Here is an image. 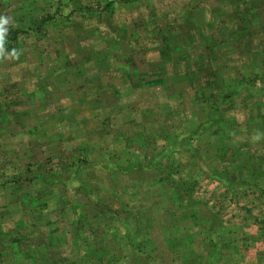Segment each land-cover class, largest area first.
I'll return each instance as SVG.
<instances>
[{
  "label": "rangeland",
  "instance_id": "374dc122",
  "mask_svg": "<svg viewBox=\"0 0 264 264\" xmlns=\"http://www.w3.org/2000/svg\"><path fill=\"white\" fill-rule=\"evenodd\" d=\"M256 71L264 0H0V264H175L202 242H191V207L208 206L202 222L216 216V186L237 188L231 208L252 206L245 165L230 167L249 172L247 156L227 157L233 111H222V149V125L191 143L189 123ZM202 170L212 199L191 206ZM211 224L203 236L235 241ZM213 247L212 264H251Z\"/></svg>",
  "mask_w": 264,
  "mask_h": 264
},
{
  "label": "crops",
  "instance_id": "0c3cea01",
  "mask_svg": "<svg viewBox=\"0 0 264 264\" xmlns=\"http://www.w3.org/2000/svg\"><path fill=\"white\" fill-rule=\"evenodd\" d=\"M235 83H238L237 86L241 83L244 84V90L246 91L236 92L235 95H230L231 92H229L228 96L226 95L227 92L224 93L221 91L215 93L210 98L207 97L205 99L207 100L205 105H209L208 107L191 110V123H189V126L191 125V143H193L194 140L198 141L197 138L199 135L205 133L207 129L214 126V123L215 126L222 125L223 122L217 124L216 122L211 121L216 116H212V111H214V109H216L217 119L221 118L223 120H227V115H222V111H233L230 112H232V116L235 118V124L234 127L228 128L230 131L227 136L228 142L225 147L228 152H231L227 154L229 157L230 154L235 155L237 158L240 157V155L247 156L245 158L246 163H248V161L253 162L255 160L252 164L253 167H250L251 170H249V172H246L248 167L245 163H239L236 166H232V164H230V167H236V170L243 169V166L245 165L244 170H242L243 174L242 171L238 172V174L241 176V184L246 185L248 188L242 189L244 195L243 198L252 206L238 204L231 208L225 196H228V194L232 191L238 193V190L237 188L232 187L233 183H231L232 189L228 184H226V180L228 178L227 176H219L217 177L218 179L216 178L218 184L220 183L221 186L226 184V186L223 192L218 191L219 189L216 186L215 199L218 200L220 204L217 207L218 209L214 212L216 216L211 217L208 222H202L204 215H208V206H192L194 198L197 199V202L201 197L207 194L208 197L210 196L209 199H212V192L208 194L207 190V187L212 185L211 173H207L205 170H202V175H205L204 178L206 179L209 177L207 184H204L205 187L202 190L203 195H200L199 192H195L193 193V196H191V215L192 219H195V222L192 221V229L193 231L194 229L198 230L194 237L191 238V242L197 240V237L198 241L202 242H198V245L195 243L193 246L191 244L190 251L180 252L182 256L181 254L173 253L174 259H172V261H174L175 264H212L211 262L214 261L216 257H219L215 255L219 251L214 250L213 244L215 246V243H219V241H221L224 248L228 249L230 246L228 253H232L233 255L239 254L240 257L242 253H245V255L247 253V255L243 257L244 261H246L247 258V261H250L251 264H264V218H261V216H264V173L261 172L262 169H264V91L258 93L259 91L255 92L254 90V87L257 89L264 86V78H258L255 82H246L245 78L241 80L235 78L234 80L228 82L229 89ZM251 88H253L252 91H249ZM229 89L227 88L226 91H229ZM222 105H224L225 108H221ZM239 117L242 119L245 117L247 118V121L244 122L245 120H241ZM193 122H197V124H193ZM217 133V142L214 144L219 145L220 140L222 139L221 129ZM176 138L177 136H175V139ZM216 147L217 148H214L215 150L222 149V144ZM176 152L177 151L174 150L172 154L176 155ZM197 152V148L192 150L191 147V164L193 165L194 163L197 165L199 158L201 157L197 155ZM218 154H221V152ZM216 161L219 162V160ZM218 166L220 167L219 163ZM220 169L222 168L220 167ZM156 174L159 176L162 175L161 170ZM220 188L222 189V187ZM203 199L206 198L203 197ZM229 209L232 213L231 216H228ZM211 222L215 223V225L218 223L228 226V230L230 232L229 234H231V237H234L235 241L232 240L230 243H225V238H219L217 240V237L214 236V238L212 234L210 236H203L206 234V227L204 228V232L202 234L200 230L208 223L210 226L208 227L207 232H210L209 228L213 226ZM202 238L204 239L202 240ZM207 240H209L208 243ZM202 243L204 249L199 251L198 247H201L199 245H202ZM244 250H246V252H244ZM221 254L222 260L223 257L225 259L227 258L226 254L223 252H221ZM152 258L154 262L157 261L161 264H165V262H161L163 260L162 257L153 254ZM188 261H190V263H187Z\"/></svg>",
  "mask_w": 264,
  "mask_h": 264
},
{
  "label": "trees",
  "instance_id": "16d2710c",
  "mask_svg": "<svg viewBox=\"0 0 264 264\" xmlns=\"http://www.w3.org/2000/svg\"><path fill=\"white\" fill-rule=\"evenodd\" d=\"M59 4V3H58ZM30 9V8H29ZM59 11V10H58ZM61 11V10H60ZM57 12V11H56ZM45 15H47V16H49V14H45ZM30 28H32V27H30ZM192 74H193V72H191V77H192ZM262 74H260V72L259 71H256V72H254L253 74H249V76L245 79V81L246 82H255V81H257L258 80V78H264V76H261ZM236 86V85H235ZM237 89H238V86H236V87H234L232 90H230V95H235V93H236V91H237ZM218 92H220V90H216L214 93H218ZM216 115V116H215ZM212 116H215L211 121H213V122H216L217 124H219V123H222V128H221V126H220V129H221V131H223L224 129H225V132H226V130H227V128H224L225 127V125L226 124H229V122L228 121H226L225 119L223 120V119H221V118H218L217 119V113H216V109H214V111H212ZM214 126H215V123L213 124ZM214 126H212L211 128H213ZM210 128V129H211ZM208 130L209 131V133L211 134L213 131H211V130ZM220 129L218 130V131H220ZM223 134V133H222ZM227 157H229V156H227ZM232 157H234V158H237L235 155H232ZM219 160V159H218ZM255 161V160H254ZM254 161L253 162H249L248 161V164L250 165V167L252 168L253 167V163H254ZM262 173H264V169H262V171H261ZM225 174H229V170H227L226 171V173Z\"/></svg>",
  "mask_w": 264,
  "mask_h": 264
}]
</instances>
